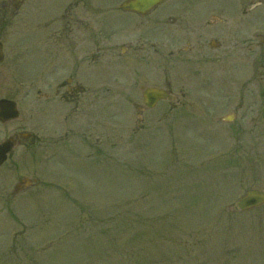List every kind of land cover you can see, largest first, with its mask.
I'll return each mask as SVG.
<instances>
[{"label": "rangeland", "instance_id": "obj_1", "mask_svg": "<svg viewBox=\"0 0 264 264\" xmlns=\"http://www.w3.org/2000/svg\"><path fill=\"white\" fill-rule=\"evenodd\" d=\"M257 1L168 0L144 18L169 11L166 35L109 11L100 39L55 21L85 3L21 0L16 14L0 0V99L19 110L0 123V143L18 135L0 165V264H264V203L235 206L264 191ZM59 39L75 61L48 57ZM69 76L84 87L76 108L53 94ZM148 86L176 100L147 108Z\"/></svg>", "mask_w": 264, "mask_h": 264}, {"label": "flooded vegetation", "instance_id": "obj_2", "mask_svg": "<svg viewBox=\"0 0 264 264\" xmlns=\"http://www.w3.org/2000/svg\"><path fill=\"white\" fill-rule=\"evenodd\" d=\"M79 2L82 4L85 3L87 6L86 8H90L91 11H75L69 9L68 11H62L56 17L58 24L62 25L67 32H73L74 29L76 30H84L87 32H94V33H101L100 39H103V31L108 26V14L109 11L113 12L118 9H108V4L106 1H102V3L96 4L95 7H93V1L92 0H74L75 6H78ZM13 4V3H12ZM121 10V9H119ZM126 11V10H121ZM169 11H161L158 13L154 19L156 21H151V23L154 25V28L158 25H164V35H166V32H168L169 26H172L175 22L174 17L172 15H165L164 13ZM149 14V13H148ZM148 14L144 15L146 17ZM148 22L145 20H141L138 23L133 22L131 24L132 29H136L137 27H141L142 25L147 24ZM56 25V26H57ZM146 43H148L150 46L155 47V44L149 40H146ZM50 46L48 47L47 51L50 52L49 56L55 57L57 61H60L62 63H71L75 61V55H76V48L77 44H75L71 39L68 40H56L53 41ZM156 49L154 48V51ZM74 78L72 76L66 77L61 81L58 85L53 94L55 96H58V99H61L69 104L74 103L73 107H77L78 103L80 102L78 100V96L84 92V87L78 83L74 82ZM60 101V100H59ZM28 136H22L23 141H27L28 139H31L32 142L35 141L36 137L32 136L30 134H27ZM16 136L18 135H12L10 138L12 139V142L16 144ZM18 191V188L16 189Z\"/></svg>", "mask_w": 264, "mask_h": 264}, {"label": "water", "instance_id": "obj_3", "mask_svg": "<svg viewBox=\"0 0 264 264\" xmlns=\"http://www.w3.org/2000/svg\"><path fill=\"white\" fill-rule=\"evenodd\" d=\"M163 0H128L122 7L144 13L160 3ZM3 59L2 44L0 43V61ZM163 97L170 98L163 90L156 88H147L143 93V102L146 106H153L155 102ZM18 115L16 104L14 101L0 99V121L15 118ZM10 141L0 144V164L5 160L6 153L10 150ZM263 201V193L259 190H247L238 202L239 209H247L258 205Z\"/></svg>", "mask_w": 264, "mask_h": 264}]
</instances>
